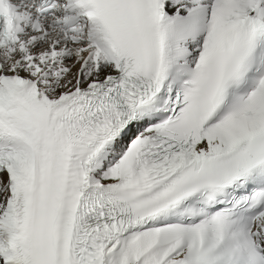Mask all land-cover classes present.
<instances>
[{
  "label": "snow or ice",
  "instance_id": "1",
  "mask_svg": "<svg viewBox=\"0 0 264 264\" xmlns=\"http://www.w3.org/2000/svg\"><path fill=\"white\" fill-rule=\"evenodd\" d=\"M0 264H264V0H0Z\"/></svg>",
  "mask_w": 264,
  "mask_h": 264
}]
</instances>
